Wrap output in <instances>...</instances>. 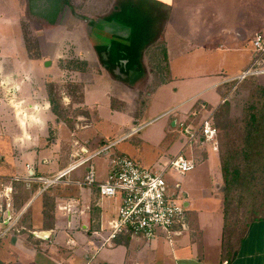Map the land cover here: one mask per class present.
<instances>
[{
  "label": "crops",
  "instance_id": "crops-1",
  "mask_svg": "<svg viewBox=\"0 0 264 264\" xmlns=\"http://www.w3.org/2000/svg\"><path fill=\"white\" fill-rule=\"evenodd\" d=\"M128 1L103 0L98 7L97 15L83 16L81 5H86L88 0H77V13L83 17L82 20L84 18L93 20L89 24L96 23L111 30L112 34L124 44L130 64L140 65L142 69L143 65L148 62L155 65L163 64L162 74L167 77L166 79L170 76L173 80L178 79L182 83L185 82L181 88H189L191 94L189 98L178 104L179 107L190 103L182 119L186 117L187 112L196 101L202 102L204 107L205 105L211 107V110L206 112H213L217 106L215 107L211 100L203 99L204 94L211 91L224 94L226 85L232 83L231 80L249 68L252 63L254 57L253 37L260 34L264 40V0H132L130 4L136 5L138 2L137 5L140 7L138 13L141 16V19L136 20V23L133 22V24H131L132 21L125 22V19L133 14L131 13L133 5L128 4ZM96 20L101 21L102 24ZM148 24L152 26L147 27L149 30L147 38L141 36L139 39H133L128 36V33L126 34L128 29L132 31L133 27H136L137 30L143 29ZM88 46L94 55L91 45L88 44ZM12 62H16L15 59H12ZM175 64L190 66H186V69L183 67L174 68L173 71ZM259 68L264 69V59ZM263 76L264 74L255 77L262 78ZM99 80L103 81V79ZM107 82L106 86H112L111 83H114L123 90H132L129 83L116 81L110 76L107 78ZM261 82L264 85V81ZM162 86L160 79V82L155 85V89ZM6 88L11 90L8 94L16 95L19 91L18 87H4L3 81L0 79V90L3 89L7 92ZM30 90L31 93L27 101L25 99V102L28 103L27 109H25V112H29L28 120H24L23 117L19 119V113L22 112L19 108L17 109L20 106L18 105L19 101L14 102L12 98L8 99L11 104L10 108L12 107L14 116L19 114L18 118L0 122V136L10 137L9 141L6 139V144L0 146V264H92L98 256V251L94 250L93 244H97L100 248L113 249L115 245L127 244L130 240L137 238L122 235L103 244L93 236L94 232H98L104 237L107 235L108 224L116 214L118 200L100 199L95 188L77 187L72 184L56 185L42 190L43 186L40 183L29 180L45 178V176L39 175V167L42 165L56 163L55 168L48 170L46 174L52 176L75 163L77 160L69 163V159L80 155V149L86 151L84 156L87 157L105 144L100 141L102 146L92 154H88L87 147L96 146L99 141L95 137L87 138L85 136L77 140L75 136L76 133L81 134V131L91 129L93 122H89L85 126H79L77 122L76 130L69 128L67 124L56 119L52 112H49V102L45 97V99H41L43 102L41 101L42 104H40L34 99V89ZM103 94L108 98L109 90ZM225 95L222 97H226ZM108 100L110 101L109 105L112 100L123 104L122 101L112 97H109ZM83 106H85L84 100ZM108 107L113 112V109ZM11 109H6V111L10 112ZM121 111L117 112L121 113ZM170 111L161 116L169 114ZM2 112L3 106L0 103V116H2ZM124 115L128 122L131 121L129 114ZM170 115L168 116L170 117ZM175 117L178 122L179 118ZM175 117L168 118V126L172 127ZM7 124L9 125L8 130H6ZM136 124L137 122L133 121V125ZM143 126L127 132L118 140L108 144L115 143L116 145L118 142L124 141L136 134ZM61 128H64L63 131H66L72 138L71 146L67 151V161L64 162L54 159L60 158L59 151L64 150V138H59L58 133ZM11 129H18L20 132L13 135L10 133ZM34 129L43 130V134L38 135L33 132ZM49 132H52L53 138L48 137ZM46 138H49V144H43V140ZM163 139L164 137L159 142L160 144ZM175 142L167 147L166 151ZM197 142L216 153L217 148L214 149L212 145L205 144L201 140ZM53 146L54 148L51 149ZM41 153L48 155H42L40 165L38 158L41 157ZM31 154L35 160L24 162L25 156ZM107 154L108 152H105L103 157ZM171 154L167 155V160L181 155L180 150ZM120 155H125V153L122 152ZM203 156H205L204 153ZM189 161L194 164L192 158ZM217 163L219 167V155ZM79 168L71 171L64 181L76 182L84 179L86 167L83 171L77 172L76 179L75 172ZM105 174H108V170ZM17 183H22L23 196L20 200L22 207L18 212H14L12 199L16 192L14 185ZM181 193L185 208L194 207L193 200H188V196L184 192ZM215 200L220 202L217 196ZM186 226L185 232L189 233L191 228L187 222ZM187 235L181 233L175 236H182L179 242L181 243L180 248L189 247L190 250L194 244L197 246L198 239ZM158 242L161 240L158 239ZM221 243L222 226L218 238L215 239L211 260L208 262L203 260L204 251L199 249L201 248L200 243L194 257L202 264H264V221L250 226L230 260L220 259ZM179 256L185 263L191 262L193 259L188 250ZM176 260L178 259L176 258Z\"/></svg>",
  "mask_w": 264,
  "mask_h": 264
},
{
  "label": "rangeland",
  "instance_id": "rangeland-1",
  "mask_svg": "<svg viewBox=\"0 0 264 264\" xmlns=\"http://www.w3.org/2000/svg\"><path fill=\"white\" fill-rule=\"evenodd\" d=\"M131 1L129 0L128 4ZM22 2V0H0V79L3 81L4 87L19 88L16 95L8 94L11 91L8 88H6L7 92L3 89L0 90V103L3 106L2 116H0L1 123L5 120L12 121L18 118L19 114V119L23 117L24 120H28L29 112H25L28 103L25 102V99L27 101L31 93L30 89H34L35 101L42 104V98L45 97L46 101H49L50 98L53 108L58 109V115L62 116L57 118L54 115V117L63 121L69 128L77 129L75 127L77 122L79 126L93 122L91 129L81 131V134L76 133L75 136L77 140L85 136L87 138L95 137L99 141L96 146L87 147L88 154H92L102 146L100 141L106 146L127 132L144 125L136 134L118 142L106 156L94 157L85 166L79 168L75 172L76 179L77 172L83 171L84 167L92 166L96 182L105 181L108 163L113 156L126 155L125 157L133 160L142 168L157 171L161 170L163 162L168 161L167 155H172L171 153L177 150H180L181 155L188 160L190 158L194 160L193 170L184 175L169 170L164 179L167 184V193L174 197L173 200L178 205L182 206L184 202L181 192L188 196V200H193L194 207L184 208V217L187 225L191 228L190 232L183 231L181 233L198 239L197 246L194 244L190 250L189 247L180 248L181 243L179 242L182 236H175L173 233L167 234L161 229H155L151 240L137 237L127 244L115 245L113 249L100 248L97 244H93L94 250L98 251V256L92 264H202L194 257L198 252L199 243L201 247L199 249L204 251L203 260L205 262L211 260L215 239L218 238L222 226L221 205L219 201L215 200L216 196L220 199L223 190L222 170L220 169L222 166L218 167V155L219 160L225 158L229 151L228 141L240 134L242 124L239 121L244 118L245 111L257 107L260 103L261 93L256 87L264 88L261 82L264 81V76L262 78L254 77L240 85L232 81L230 89H226L224 94L214 91L204 94L203 99L211 100L212 104L217 106L216 113H219L218 119L223 124L222 129H219L218 132L217 151L213 153L210 148L197 141L188 144L185 134L180 132L176 126H168L167 120L172 116H177L178 122L185 120L182 118L190 103L179 107L178 104L189 98L191 90L181 88V85L185 84V82H180L181 80H173L170 76L166 79L167 77L162 74L163 64L155 65L148 62L143 65L141 75L136 76L135 82L130 84L132 90H123L119 85L111 82L112 86H106L109 74L91 53L84 35L83 27L85 28L86 25L88 28V22L81 20L82 27L81 23H78L80 21H77L74 26L67 15H60L57 25H53L49 29H42V31L38 25L30 23L26 19ZM102 2L103 0H88L86 5H81L83 8L81 13L83 16L97 15L98 7ZM137 4L138 2L136 5L130 4L133 5L132 18L127 17L125 22L132 21L131 24H133V22L136 23V20L141 19L138 13L140 7ZM151 26L148 24L138 30L133 27L134 32L128 29L126 34L128 33V36L133 39H139L141 36L147 38L149 34L147 27ZM12 59H15L16 62L11 63ZM45 63H49L48 66H45ZM186 66L175 64L173 71L174 68L179 69ZM99 79H103V81ZM160 79L163 86L155 89V85L160 82ZM163 79L166 80L163 81ZM174 89L176 90L174 91ZM107 90H109V97L122 101L123 104L112 100L109 105V97L107 98L103 94ZM81 95L84 96L85 106H83V100L80 99ZM223 95L226 97H222ZM12 98L14 102L19 101L18 105L20 106L17 109L22 111L15 116L8 101ZM223 99L225 103L222 105ZM52 106L49 105V112L52 111ZM108 106L112 107L113 112ZM6 109L11 110L8 112ZM120 110H122L121 113L117 112ZM167 111H170V117L169 114L161 116ZM124 114H129L131 121L128 122ZM133 121H136L137 124L133 125ZM8 128L9 125L6 130ZM63 130L65 129H59L58 133L59 138H64V150L59 151L60 158H54L62 162L67 161V151L72 140L69 134ZM19 132L18 129L10 130L13 135ZM33 132L38 135L43 134V130L34 129ZM170 132L178 133L179 137L175 144L166 151V147L159 142ZM52 136V132H49L48 137L53 138ZM6 139L9 141L10 137L0 136V146L6 144ZM48 139H44L43 144H49L50 140ZM53 148L54 146L51 147V149ZM120 152L125 155H120ZM40 155L38 162L41 165L42 155L47 156L48 154L41 153ZM32 160H35L32 154L26 155L24 162ZM76 160L77 157L69 159V163ZM55 164L49 163L40 166L39 175L49 178L51 175H46L47 171L54 169ZM158 239L161 242L157 243ZM187 250L190 251L193 259L191 262L185 263L179 254Z\"/></svg>",
  "mask_w": 264,
  "mask_h": 264
},
{
  "label": "built area",
  "instance_id": "built-area-1",
  "mask_svg": "<svg viewBox=\"0 0 264 264\" xmlns=\"http://www.w3.org/2000/svg\"><path fill=\"white\" fill-rule=\"evenodd\" d=\"M254 57L249 68L233 78L236 84L249 78L264 74L259 68L264 59V40L260 34L252 39ZM204 109V106H201ZM212 112H205L197 125H185L177 122L176 127L187 136L188 144L201 140L217 148L216 130L211 125ZM115 143L102 146L94 154L85 157L86 151L80 149L77 161L66 169L61 170L49 178L30 179V182L40 183L46 190L56 185H75L77 187H91L97 190L100 199L118 200V207L114 218L108 224L107 235L92 233L103 244L109 243L118 236L142 237L151 240L155 229H161L167 234L180 235L187 230L183 205H178L167 193L164 176L169 170L183 175L194 168L192 161L183 156L172 157L162 164L161 170L142 168L136 162L125 156H113L109 160L106 180L96 182L92 166L86 167V174L82 181L69 182L64 178L74 169L86 165L93 157L108 152Z\"/></svg>",
  "mask_w": 264,
  "mask_h": 264
},
{
  "label": "trees",
  "instance_id": "trees-1",
  "mask_svg": "<svg viewBox=\"0 0 264 264\" xmlns=\"http://www.w3.org/2000/svg\"><path fill=\"white\" fill-rule=\"evenodd\" d=\"M101 63L105 64L106 69L111 72L113 63ZM136 67L141 70L140 65H136ZM111 76L113 77V75ZM249 79H254V77H249L237 85ZM135 80L136 77L134 81H129V84H133ZM231 85L232 83L227 84L226 89H230ZM256 89H259L261 93L260 103L257 107L245 111L244 118L239 121L242 124L240 134L236 135L233 132L236 136L227 143L230 152L228 151L225 158L220 159L223 179V190L220 195L221 260H230L250 226L264 221V88L256 87ZM80 99L82 100V95ZM48 102L49 105H53L50 98ZM224 103L225 100L222 105ZM202 104V102L196 101L192 105L183 121L185 125H197L204 113L211 110V107L206 105L202 109ZM217 109L212 113L211 125L216 130V141L218 142V132L219 129H222L223 124L218 119ZM51 112L57 118L62 117L58 115V109L53 106ZM178 137L176 132L168 133L162 141L163 146L166 148L171 146ZM14 186L16 192L12 199L13 211L18 212L22 207L20 201L23 196L22 183H17ZM250 200L252 202H249Z\"/></svg>",
  "mask_w": 264,
  "mask_h": 264
},
{
  "label": "flooded vegetation",
  "instance_id": "flooded-vegetation-1",
  "mask_svg": "<svg viewBox=\"0 0 264 264\" xmlns=\"http://www.w3.org/2000/svg\"><path fill=\"white\" fill-rule=\"evenodd\" d=\"M24 5V16L31 23H35L42 29H49L58 24L60 15L66 17L76 26L77 21L81 23L82 16L77 13V0H22ZM103 19H105L103 17ZM66 21V20H65ZM82 27L83 24L81 23ZM83 27L86 42L91 45L95 59L109 76L124 83L134 81V78L142 73V67L137 69L136 65L130 64L126 54V48L120 39L96 23H87ZM43 31V30H42ZM101 62L113 63L111 72ZM113 75V77L111 76Z\"/></svg>",
  "mask_w": 264,
  "mask_h": 264
},
{
  "label": "water",
  "instance_id": "water-1",
  "mask_svg": "<svg viewBox=\"0 0 264 264\" xmlns=\"http://www.w3.org/2000/svg\"><path fill=\"white\" fill-rule=\"evenodd\" d=\"M83 20H84V21L86 20L87 22L93 21V20H91L90 18H86V19L84 18ZM96 22H98L99 24L101 23V21H99V20H96ZM101 24H102V23H101ZM47 64H49V63H45V66H48ZM176 122H177V118L175 117V118L173 119L172 127L176 125ZM103 155H105V153H103L102 156H103ZM182 205H183V207L185 208V203H184V204L182 203Z\"/></svg>",
  "mask_w": 264,
  "mask_h": 264
}]
</instances>
